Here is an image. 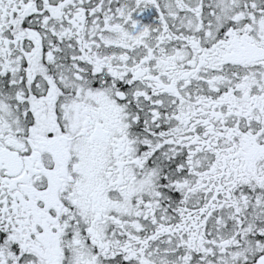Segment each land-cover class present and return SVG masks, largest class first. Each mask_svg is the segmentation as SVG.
<instances>
[{"label":"snow or ice","instance_id":"obj_1","mask_svg":"<svg viewBox=\"0 0 264 264\" xmlns=\"http://www.w3.org/2000/svg\"><path fill=\"white\" fill-rule=\"evenodd\" d=\"M0 264H264V0H0Z\"/></svg>","mask_w":264,"mask_h":264}]
</instances>
